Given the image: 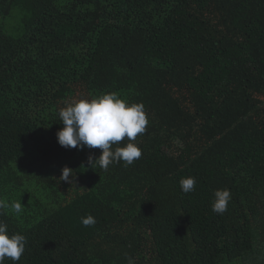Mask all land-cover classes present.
Here are the masks:
<instances>
[{
  "label": "trees",
  "instance_id": "16d2710c",
  "mask_svg": "<svg viewBox=\"0 0 264 264\" xmlns=\"http://www.w3.org/2000/svg\"><path fill=\"white\" fill-rule=\"evenodd\" d=\"M108 93L142 103L149 123L134 141L141 157L104 171L88 165L101 150L65 149L56 133L62 108ZM0 199L25 207L0 214L26 237L17 264L259 257L264 0H0Z\"/></svg>",
  "mask_w": 264,
  "mask_h": 264
},
{
  "label": "clouds",
  "instance_id": "9594fccd",
  "mask_svg": "<svg viewBox=\"0 0 264 264\" xmlns=\"http://www.w3.org/2000/svg\"><path fill=\"white\" fill-rule=\"evenodd\" d=\"M59 119L63 128L56 133L57 143L65 149H99L98 158L89 156L88 165L93 169L100 167L107 171L114 163L123 162L125 166L132 165L142 155V150L134 143L139 135L146 132L149 123L144 105L128 104L118 98L116 93L104 94L90 101L80 99L68 104L59 111ZM127 140L124 147L119 143ZM73 170L64 167L59 179L72 184ZM180 189L187 194L195 190L194 177L181 178ZM212 211L222 215L227 211L231 200L229 190H216L213 193ZM11 207L17 215L24 210L21 202L9 205L0 199V214L4 209ZM82 224L93 226L96 220L88 215L81 220ZM27 240L24 235H9L8 225L0 220V264H5L6 259L12 264H17L25 252Z\"/></svg>",
  "mask_w": 264,
  "mask_h": 264
},
{
  "label": "rangeland",
  "instance_id": "374dc122",
  "mask_svg": "<svg viewBox=\"0 0 264 264\" xmlns=\"http://www.w3.org/2000/svg\"><path fill=\"white\" fill-rule=\"evenodd\" d=\"M258 255H259V257L252 258L251 261L249 263H246V264H264V253L262 252Z\"/></svg>",
  "mask_w": 264,
  "mask_h": 264
}]
</instances>
